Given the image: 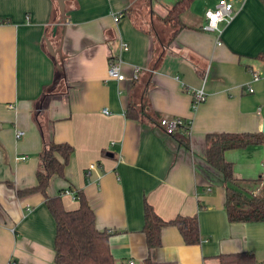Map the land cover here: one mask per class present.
I'll return each mask as SVG.
<instances>
[{"label": "crops", "instance_id": "1", "mask_svg": "<svg viewBox=\"0 0 264 264\" xmlns=\"http://www.w3.org/2000/svg\"><path fill=\"white\" fill-rule=\"evenodd\" d=\"M236 1L216 44V33L202 29L206 9L195 12L193 2L172 37L158 18L173 4L155 0L149 20L136 14L137 0H64V17L56 0H0V264H57L44 197L18 194L36 185L39 152L50 141L73 151L47 193L84 194L96 228L111 233L116 264H141L148 255L154 264H217L219 255L238 252L264 261V221L230 222L221 176L205 162L208 133H264V76L252 81L251 73L264 74V0ZM116 59L124 80L108 78ZM202 86L206 97L192 109L189 89ZM146 87L159 116L189 123V148L157 123L127 118L128 101L141 103ZM224 156L242 192L264 189V142ZM61 200L67 210L79 206L70 191ZM145 202L164 220L196 215L200 242L186 244L166 225L160 246L149 250Z\"/></svg>", "mask_w": 264, "mask_h": 264}, {"label": "trees", "instance_id": "2", "mask_svg": "<svg viewBox=\"0 0 264 264\" xmlns=\"http://www.w3.org/2000/svg\"><path fill=\"white\" fill-rule=\"evenodd\" d=\"M193 0H176L163 18H158L173 27L172 37L180 28V14L186 10ZM154 29V28H153ZM150 27L154 42H160L155 30ZM156 55L160 50H155ZM147 87L142 93L143 101L135 102L131 98L127 103L125 115L139 122L158 125L161 116L151 109L147 101ZM182 128V129H181ZM181 129V130H179ZM189 123L184 122L172 133L177 142L189 148ZM264 142V133H232L218 132L205 135V162L221 176L225 188V207L230 222L264 221V189L257 194L242 192L236 184L233 165L224 154L227 150L258 145ZM73 151L68 143L50 141L39 152V166L36 170L37 183L34 187L20 190L18 194L39 192L55 221L54 260L57 264H116L110 252L108 239L110 232L99 230L95 226V214L81 191L69 187L60 189L58 194L49 195L47 188L53 176H64V169ZM70 191L79 201V206L67 210L61 200L63 192ZM166 225H174L179 230L186 244H198L200 231L197 216L178 215L171 220L162 219L152 208L144 203L143 232L149 250L161 244V229ZM254 255L249 252L221 254L217 264H252ZM141 264H154L148 255Z\"/></svg>", "mask_w": 264, "mask_h": 264}, {"label": "built area", "instance_id": "3", "mask_svg": "<svg viewBox=\"0 0 264 264\" xmlns=\"http://www.w3.org/2000/svg\"><path fill=\"white\" fill-rule=\"evenodd\" d=\"M242 1V0H241ZM236 9L234 7V0H217L214 8H208L206 10L207 21L203 24L202 29L207 31H214L216 33V44H221L220 35L223 29V25L228 24L234 17ZM122 15V13L114 14V18L117 19ZM215 17L216 19H213ZM223 24V25H222ZM122 48L126 49L127 45L125 43L122 44ZM139 68L135 67L133 69L132 79L138 77ZM252 81H258L264 74L258 72L256 69H252ZM108 78H113L116 80H124L125 75L121 71V61L119 59L112 60L109 63L107 70ZM192 95L191 108L195 109L196 106L201 103L205 97L206 93L204 91V87L200 88H192L189 89ZM248 92H253L254 88L252 86H247ZM107 112L106 110H104ZM185 121L179 117H168L163 116L160 118L158 125L163 128L166 134L171 135L178 126L183 124ZM23 134V131L17 130L16 136L19 137ZM24 159V157H22ZM128 264H135L134 260L129 259ZM260 264H264L262 261Z\"/></svg>", "mask_w": 264, "mask_h": 264}, {"label": "rangeland", "instance_id": "4", "mask_svg": "<svg viewBox=\"0 0 264 264\" xmlns=\"http://www.w3.org/2000/svg\"><path fill=\"white\" fill-rule=\"evenodd\" d=\"M154 1V0H152ZM176 0H155V2L162 3V4H173ZM150 0H137V4L134 5V10L138 11V15L141 14V17L139 16L140 20H149L148 14L150 13ZM193 9L196 12H201V10H207L208 8L212 9L214 6H208L211 5L213 2H217V0H193ZM237 1L234 0V4H236ZM136 11V12H137Z\"/></svg>", "mask_w": 264, "mask_h": 264}, {"label": "water", "instance_id": "5", "mask_svg": "<svg viewBox=\"0 0 264 264\" xmlns=\"http://www.w3.org/2000/svg\"><path fill=\"white\" fill-rule=\"evenodd\" d=\"M56 1L58 3V7H59V10H60L61 16L64 17V15H65V12H64V0H56ZM58 54H59V52H58ZM62 60H63V58L60 57V63H62ZM262 132H264V125H262Z\"/></svg>", "mask_w": 264, "mask_h": 264}, {"label": "snow or ice", "instance_id": "6", "mask_svg": "<svg viewBox=\"0 0 264 264\" xmlns=\"http://www.w3.org/2000/svg\"><path fill=\"white\" fill-rule=\"evenodd\" d=\"M213 19H216L215 17H213Z\"/></svg>", "mask_w": 264, "mask_h": 264}]
</instances>
